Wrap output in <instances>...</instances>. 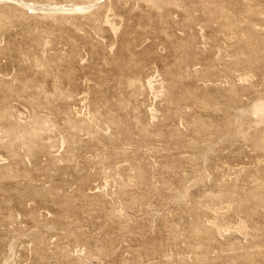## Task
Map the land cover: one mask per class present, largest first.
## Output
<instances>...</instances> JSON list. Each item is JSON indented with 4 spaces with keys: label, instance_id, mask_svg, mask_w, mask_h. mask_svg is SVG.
I'll use <instances>...</instances> for the list:
<instances>
[{
    "label": "rangeland",
    "instance_id": "374dc122",
    "mask_svg": "<svg viewBox=\"0 0 264 264\" xmlns=\"http://www.w3.org/2000/svg\"><path fill=\"white\" fill-rule=\"evenodd\" d=\"M0 264H264V0H0Z\"/></svg>",
    "mask_w": 264,
    "mask_h": 264
}]
</instances>
